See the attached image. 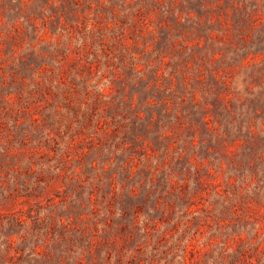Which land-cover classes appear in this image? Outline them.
Here are the masks:
<instances>
[{
    "label": "rangeland",
    "instance_id": "obj_1",
    "mask_svg": "<svg viewBox=\"0 0 264 264\" xmlns=\"http://www.w3.org/2000/svg\"><path fill=\"white\" fill-rule=\"evenodd\" d=\"M257 97L264 0H0V264H264Z\"/></svg>",
    "mask_w": 264,
    "mask_h": 264
},
{
    "label": "trees",
    "instance_id": "obj_2",
    "mask_svg": "<svg viewBox=\"0 0 264 264\" xmlns=\"http://www.w3.org/2000/svg\"><path fill=\"white\" fill-rule=\"evenodd\" d=\"M264 98L263 101L260 102V98H252L249 100L248 106L243 108L240 112L236 113L240 116L239 119V129L242 126L243 123H240L241 120L243 121L245 118L249 117H257L258 115H262V112H264ZM259 110V111H258ZM250 120V119H249ZM248 121V119H247Z\"/></svg>",
    "mask_w": 264,
    "mask_h": 264
}]
</instances>
